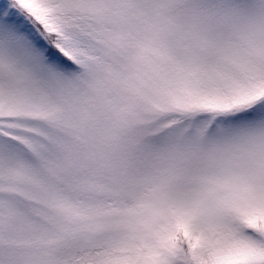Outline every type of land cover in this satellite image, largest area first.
Listing matches in <instances>:
<instances>
[{
  "label": "snow or ice",
  "instance_id": "1",
  "mask_svg": "<svg viewBox=\"0 0 264 264\" xmlns=\"http://www.w3.org/2000/svg\"><path fill=\"white\" fill-rule=\"evenodd\" d=\"M0 264H264V0H0Z\"/></svg>",
  "mask_w": 264,
  "mask_h": 264
}]
</instances>
